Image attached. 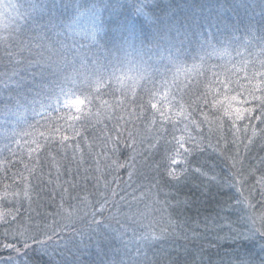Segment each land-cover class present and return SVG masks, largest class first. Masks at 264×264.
I'll return each mask as SVG.
<instances>
[{
	"label": "trees",
	"instance_id": "trees-1",
	"mask_svg": "<svg viewBox=\"0 0 264 264\" xmlns=\"http://www.w3.org/2000/svg\"><path fill=\"white\" fill-rule=\"evenodd\" d=\"M0 264H264V0H0Z\"/></svg>",
	"mask_w": 264,
	"mask_h": 264
},
{
	"label": "rangeland",
	"instance_id": "rangeland-1",
	"mask_svg": "<svg viewBox=\"0 0 264 264\" xmlns=\"http://www.w3.org/2000/svg\"><path fill=\"white\" fill-rule=\"evenodd\" d=\"M145 2V0H143Z\"/></svg>",
	"mask_w": 264,
	"mask_h": 264
}]
</instances>
